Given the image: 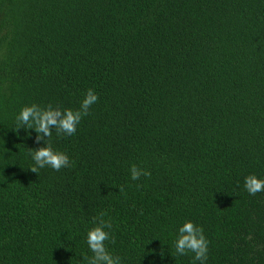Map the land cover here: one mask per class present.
<instances>
[{
  "label": "trees",
  "instance_id": "obj_1",
  "mask_svg": "<svg viewBox=\"0 0 264 264\" xmlns=\"http://www.w3.org/2000/svg\"><path fill=\"white\" fill-rule=\"evenodd\" d=\"M88 89L76 134L50 138L71 166L27 169L44 145L10 130L19 111L78 110ZM250 174L264 178V0H0V264H88L101 217L122 264H192L171 256L188 220L207 264H264Z\"/></svg>",
  "mask_w": 264,
  "mask_h": 264
},
{
  "label": "clouds",
  "instance_id": "obj_2",
  "mask_svg": "<svg viewBox=\"0 0 264 264\" xmlns=\"http://www.w3.org/2000/svg\"><path fill=\"white\" fill-rule=\"evenodd\" d=\"M98 100L99 96L95 90L88 89L78 110L63 109L52 105L45 107L35 103L25 105L16 115L15 124L10 130L15 132L17 138H21V130L27 133L29 138L34 132L36 134L35 143L44 145L30 148L28 154L32 163L27 169L39 174L40 169L44 168L59 171L62 168L70 167L72 162L69 156L64 152L54 150L50 143L53 130L58 135L72 136L76 134L81 121L89 115L91 107ZM130 174L132 180H139L141 176L150 175V172L133 165ZM243 188L249 195L264 192V178L250 174L244 178ZM110 228L111 222L101 217L96 226L89 229L86 242L93 255L88 259V264H122L118 256H114L107 250L105 242L109 241L111 237L110 232L106 229ZM173 247L175 252L171 253L172 257L173 255L180 257L191 253L194 254L192 264H207L209 241L203 227L193 221L188 220L178 228ZM163 255L162 252L161 256L163 257Z\"/></svg>",
  "mask_w": 264,
  "mask_h": 264
},
{
  "label": "bare ground",
  "instance_id": "obj_3",
  "mask_svg": "<svg viewBox=\"0 0 264 264\" xmlns=\"http://www.w3.org/2000/svg\"><path fill=\"white\" fill-rule=\"evenodd\" d=\"M99 91V90H98ZM101 94V93H100ZM141 99V98H140Z\"/></svg>",
  "mask_w": 264,
  "mask_h": 264
}]
</instances>
